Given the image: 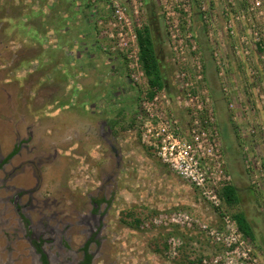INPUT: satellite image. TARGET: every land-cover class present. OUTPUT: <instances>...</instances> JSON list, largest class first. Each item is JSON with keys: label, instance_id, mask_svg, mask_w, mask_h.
<instances>
[{"label": "rangeland", "instance_id": "1", "mask_svg": "<svg viewBox=\"0 0 264 264\" xmlns=\"http://www.w3.org/2000/svg\"><path fill=\"white\" fill-rule=\"evenodd\" d=\"M141 2L139 28L150 31L164 93L185 101L177 110L186 118L205 106L217 129L229 176L219 208L140 145L133 116L147 78L133 84L124 59L100 49L109 3L84 0L69 42L58 26L37 40L40 19L18 28L17 41L8 20L0 24V123L13 124L0 129V264H264V0ZM8 5L0 17L22 14ZM83 31L93 55L79 43ZM228 185L233 204L222 196Z\"/></svg>", "mask_w": 264, "mask_h": 264}, {"label": "built area", "instance_id": "2", "mask_svg": "<svg viewBox=\"0 0 264 264\" xmlns=\"http://www.w3.org/2000/svg\"><path fill=\"white\" fill-rule=\"evenodd\" d=\"M88 1L98 3L103 0ZM107 1L109 3L107 21L105 23V20H98L96 40L100 42L99 47L104 53L123 58L131 81L133 84H140V78L146 79L140 64L136 35L140 27L138 20L142 12L140 11L142 2ZM147 86L148 90L142 91L138 96V106L133 116L140 145L179 178L194 187L203 200L219 208L220 200L217 193L219 188L225 185L222 181L229 179V176L225 178L221 168L223 158L218 148V132L209 111L202 104H198L196 111L200 112V117L194 111L192 117L190 115L186 118L178 111L185 101H173L164 93L163 87H149L148 84ZM187 87L186 84L185 88ZM190 95L191 93L186 94L188 97ZM192 99L189 98L190 101ZM189 107L192 109L194 106ZM263 111L264 107L260 112ZM203 112H206V115H202ZM224 220L228 233L235 234L237 230L235 222H231L228 217ZM211 233L216 235L217 240L224 241L223 238H219L222 233L214 231ZM235 242L233 240L232 243ZM217 261L214 260V263Z\"/></svg>", "mask_w": 264, "mask_h": 264}, {"label": "crops", "instance_id": "3", "mask_svg": "<svg viewBox=\"0 0 264 264\" xmlns=\"http://www.w3.org/2000/svg\"><path fill=\"white\" fill-rule=\"evenodd\" d=\"M7 1L10 8H14V6H20L21 10L23 11L21 12L22 14L18 12V14L15 16L11 14L7 17H0L1 25H5V21L8 20V23L10 24L9 26L12 28V30L10 29V32H12V34L14 33L13 40L15 41H17L20 36V29L18 28L23 27V25L36 27L37 25L34 24L36 21L35 19H40V24H38V27H41V29L36 38L37 40H40L41 42L46 41V37H49L52 31L54 32V28L53 30L50 28L52 26H58V35L66 36L67 41L65 42H69L71 39H73L71 36H69L71 28L79 27V25L83 22L82 16L85 13V11H83L84 0H60V2L59 0H0V11L4 9L3 3H6ZM54 11L56 13H53ZM73 13H75L74 19L72 18ZM56 16L57 18H55ZM55 19L56 21L52 23V21ZM22 34H24V37L27 35L24 31ZM79 34V43L85 45L86 42H88L87 40L90 39V36L87 35L88 33L85 31ZM84 48L88 53H90V55H93L88 46L85 45Z\"/></svg>", "mask_w": 264, "mask_h": 264}, {"label": "trees", "instance_id": "4", "mask_svg": "<svg viewBox=\"0 0 264 264\" xmlns=\"http://www.w3.org/2000/svg\"><path fill=\"white\" fill-rule=\"evenodd\" d=\"M137 41L139 45V59L141 68L147 78L149 87L161 88L163 85L160 65L157 60L153 41L148 27L143 26L136 31ZM237 188L234 185L225 186L222 190V196L226 203L233 204L237 202ZM233 218L237 222L239 230L245 235L252 237V226L244 214H233ZM139 220L134 219L135 225L139 224ZM44 263L45 255L42 254Z\"/></svg>", "mask_w": 264, "mask_h": 264}, {"label": "flooded vegetation", "instance_id": "5", "mask_svg": "<svg viewBox=\"0 0 264 264\" xmlns=\"http://www.w3.org/2000/svg\"><path fill=\"white\" fill-rule=\"evenodd\" d=\"M87 2H89L88 0H86ZM90 3V2H89ZM2 107H5L6 109H8V105H7V103H3L2 104V106H1V109H2ZM5 110V109H4ZM3 125L1 126V123H0V129L2 130V129H6V130H8L9 128L10 129H13V124L12 123H7L6 121H5V123H2ZM104 138H106L105 136H104ZM60 139V138H59ZM66 140V139H65ZM109 144H110V148H111V151L113 152V154H117V156H118V161L119 160H121L122 159V161L125 159H123V158H121L120 156H119V153H121V151L119 152V150H117V149H115L114 148V146L109 142V141H107ZM17 154V150L14 148V149H12L10 152H9V154H8V157H6L5 159H6V161L9 159V158H11L12 156H14V155H16ZM124 155H126L125 153H124ZM40 158H44L45 156L44 155H42V156H39ZM28 164H33V161H29L28 163H27V165ZM5 165V162H3V160H1V162H0V167H3ZM25 164H17L16 165V170L15 169H12V172H11V175H13L14 174V172H16L19 168H21L22 167V169H21V171L23 170V166H24ZM34 169V168H33ZM37 177H38V175H37ZM31 191V190H30ZM21 193H23L24 191L22 190V191H20ZM31 197L33 198V196L31 195ZM18 198H19V196L18 195H14L13 197H12V199H13V203L16 205L17 204V201H18ZM29 204V205H28ZM26 206H24V207H28L29 206V208H33V203L30 201L29 203H28ZM19 205H21V204H19ZM15 209L17 210V212H21V214H20V216H23L25 219H26V221H27V225H29V220H28V217L25 215V214H23L22 213V209L23 208H21L20 206L19 207H15Z\"/></svg>", "mask_w": 264, "mask_h": 264}]
</instances>
